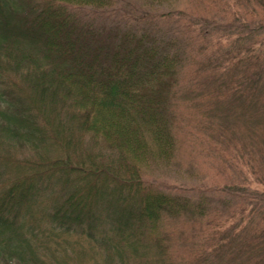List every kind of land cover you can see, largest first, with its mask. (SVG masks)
<instances>
[{
    "label": "trees",
    "instance_id": "obj_1",
    "mask_svg": "<svg viewBox=\"0 0 264 264\" xmlns=\"http://www.w3.org/2000/svg\"><path fill=\"white\" fill-rule=\"evenodd\" d=\"M114 1L0 0V264H174L163 225L206 215L204 196L153 192L141 171L176 162L188 39L227 26L137 30L81 16ZM215 55L208 65L223 67ZM262 93L240 106L257 109ZM225 239L214 252L231 249ZM238 256L264 264V246Z\"/></svg>",
    "mask_w": 264,
    "mask_h": 264
},
{
    "label": "rangeland",
    "instance_id": "obj_2",
    "mask_svg": "<svg viewBox=\"0 0 264 264\" xmlns=\"http://www.w3.org/2000/svg\"><path fill=\"white\" fill-rule=\"evenodd\" d=\"M85 10L83 19L137 30L182 33L194 20L227 26L226 31L209 27L201 37L188 39V59L180 75L183 97L176 110V162L150 163L141 172L153 192L209 201L204 218L182 217L163 225L174 264H240L238 253L244 260L247 253L258 256L264 246V93L257 109L247 111L240 101L247 107L255 91L264 92L263 0H115L105 11ZM213 52V60L223 67L208 65ZM230 59L229 75L225 68ZM196 74L195 92L185 93ZM224 235L228 240L222 242L229 241L231 249L214 252Z\"/></svg>",
    "mask_w": 264,
    "mask_h": 264
}]
</instances>
